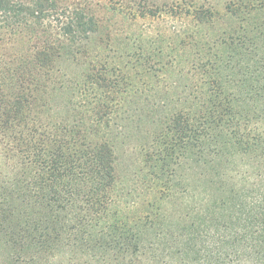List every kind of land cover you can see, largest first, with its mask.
Segmentation results:
<instances>
[{
  "label": "rangeland",
  "instance_id": "obj_1",
  "mask_svg": "<svg viewBox=\"0 0 264 264\" xmlns=\"http://www.w3.org/2000/svg\"><path fill=\"white\" fill-rule=\"evenodd\" d=\"M78 1L104 18L110 39L92 35L87 56L57 62L36 87L20 88L0 59V99L23 91L33 102L23 122L0 102V264H264V151L219 146L211 120L219 106L228 125L264 130V0H190L213 12L197 17L188 0V12L143 17L119 0ZM90 64L106 73V98L85 85ZM101 104L110 108L99 118ZM177 113L184 119L169 123ZM61 126L80 128L78 142L111 144L115 190L136 227L63 229L39 183L50 160L26 158L15 138L34 145Z\"/></svg>",
  "mask_w": 264,
  "mask_h": 264
},
{
  "label": "trees",
  "instance_id": "obj_2",
  "mask_svg": "<svg viewBox=\"0 0 264 264\" xmlns=\"http://www.w3.org/2000/svg\"><path fill=\"white\" fill-rule=\"evenodd\" d=\"M171 2L133 0L127 6L121 0L116 3L129 16L135 17L154 16L168 10L181 12V7L185 12L190 10L184 7L187 0ZM188 2L187 6L195 17L211 11L201 5L193 6V1ZM105 9L110 14L114 11L111 6H105ZM103 22V17L95 14L91 7H81L78 0H0V59L8 68L11 67L9 74L17 78L20 88L22 82L36 87L44 82L40 77L52 78L50 71L57 62H76L74 60L80 53L87 56L85 42L92 35L102 32L107 40L110 39V32ZM83 77L88 90L103 98L110 95L109 81L102 69L90 64ZM28 84L27 87L32 90ZM4 92L0 90V96ZM11 92L8 91V100L0 99L4 104L2 113L7 116V113L15 112L18 122H23L32 108V98L30 93ZM98 107L95 115L99 118L107 114L106 110L110 108L108 104ZM218 107L212 109L211 120L220 129L219 146L232 148L235 145L253 152L264 151V130L246 133L237 125H228L231 115ZM184 117L183 113H177L169 115L167 119L169 123L176 124ZM224 125L228 128L223 133ZM61 132L62 135L66 133L65 137ZM80 133H83L80 128L61 126V129L53 132L39 133L34 145L27 137L16 134L15 138L26 158L42 152L50 160L49 169H45L39 183L51 209L59 213L63 229L73 232L80 221L85 222L87 231L98 233L111 232L127 225L136 227L140 217L128 213L115 190L117 177L111 144L98 139L92 143L78 142L76 137H80ZM231 152L234 153V150ZM213 172L215 176L219 173L217 169ZM39 245L44 246L45 250L53 247L45 245L43 241Z\"/></svg>",
  "mask_w": 264,
  "mask_h": 264
}]
</instances>
